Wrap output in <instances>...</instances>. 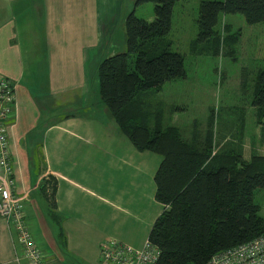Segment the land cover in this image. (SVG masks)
I'll use <instances>...</instances> for the list:
<instances>
[{
    "label": "rangeland",
    "instance_id": "obj_1",
    "mask_svg": "<svg viewBox=\"0 0 264 264\" xmlns=\"http://www.w3.org/2000/svg\"><path fill=\"white\" fill-rule=\"evenodd\" d=\"M125 1L132 4L133 0ZM197 4L198 0H177L168 33L156 41L162 39L165 49L182 55L185 75L166 81L157 89L139 90L131 110L138 113L137 120L141 119L140 110H144L149 113V123L176 127L182 139L198 147L209 134L212 153L232 149L244 159L251 154H264L263 136L249 105L254 74L257 69H264V21L248 25L240 13L219 14L213 30L222 37L221 23L226 22L230 24V34L239 29L241 37L237 43L220 44L217 53V42L212 38L196 39ZM131 7L137 17L147 20L152 16L151 2ZM113 35L115 46L110 44V54L124 50L123 30L117 28ZM95 69L88 105L94 107L93 120L97 124L93 142L88 145V162H75L78 167L84 166L85 175L78 167L71 173L83 191L75 194L78 211H73L76 218L68 228L70 247L58 248L54 236L46 239L48 245L41 244L34 219L27 217L26 222L34 244L44 253L59 252L65 264H100L98 245L107 238L136 245L146 238L161 210V204L153 197L152 180L160 157L134 148L119 131L99 99ZM245 74L241 86L240 79ZM252 201L264 217V186L253 190ZM81 249L91 253L88 263L80 255Z\"/></svg>",
    "mask_w": 264,
    "mask_h": 264
},
{
    "label": "trees",
    "instance_id": "obj_2",
    "mask_svg": "<svg viewBox=\"0 0 264 264\" xmlns=\"http://www.w3.org/2000/svg\"><path fill=\"white\" fill-rule=\"evenodd\" d=\"M175 1L133 0V6L151 2L152 18L145 20L133 9L128 11L123 19L124 50L102 57L95 74L99 99L119 131L134 148L160 157L152 180L153 197L161 210L146 235L158 249L155 264H205L212 254L264 232V217L252 201L253 190L264 186V155L244 159L232 149L212 153L209 134L198 147L182 139L176 127L149 123L144 110L137 120L138 113L131 110L139 90L157 89L185 75L182 55L165 49L162 39L156 42L170 29ZM227 13H240L248 25L259 23L264 21V0L198 1L196 39L212 38L217 53L220 44L238 38L239 32L230 34L225 23H221L222 37L213 30L219 14ZM251 92L249 105L264 137V69L255 72ZM55 186L53 176L38 185L50 206H54ZM54 235L57 247L64 249L59 226Z\"/></svg>",
    "mask_w": 264,
    "mask_h": 264
},
{
    "label": "crops",
    "instance_id": "obj_3",
    "mask_svg": "<svg viewBox=\"0 0 264 264\" xmlns=\"http://www.w3.org/2000/svg\"><path fill=\"white\" fill-rule=\"evenodd\" d=\"M132 5L125 0H0V78L13 88L5 122L11 193L21 199L25 222L34 219L41 244L48 245L46 239L59 226L64 248L70 247L68 228L76 218L73 211H78L75 194L83 191L71 173L78 160L88 162L97 124L94 107L88 105L93 71L102 57L111 55L113 34L123 30ZM235 31L237 43L241 31ZM78 170L85 175L84 166ZM48 176L56 182L54 206L38 189ZM9 230L0 218V264H14L17 245ZM80 251L88 263L91 253ZM52 256L54 263L65 264L59 252Z\"/></svg>",
    "mask_w": 264,
    "mask_h": 264
},
{
    "label": "built area",
    "instance_id": "obj_4",
    "mask_svg": "<svg viewBox=\"0 0 264 264\" xmlns=\"http://www.w3.org/2000/svg\"><path fill=\"white\" fill-rule=\"evenodd\" d=\"M12 85L0 78V218L14 232V264H58L51 253L36 246L26 226L20 198L11 193V162L9 159L5 122L11 114ZM100 264H155L158 249L146 238L133 247L114 238L103 240L98 247ZM205 264H264V232L250 240L212 254Z\"/></svg>",
    "mask_w": 264,
    "mask_h": 264
}]
</instances>
